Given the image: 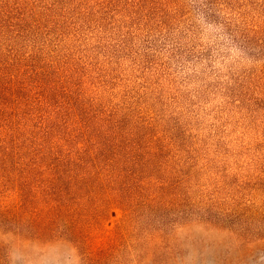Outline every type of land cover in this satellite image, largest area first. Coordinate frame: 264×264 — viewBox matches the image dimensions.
I'll return each mask as SVG.
<instances>
[{"label":"trees","instance_id":"trees-1","mask_svg":"<svg viewBox=\"0 0 264 264\" xmlns=\"http://www.w3.org/2000/svg\"><path fill=\"white\" fill-rule=\"evenodd\" d=\"M191 1L209 22L242 2L0 0V225L64 237L86 264H107L130 221L151 227L158 211L192 203L198 149L177 133V112L169 128L151 106L115 100L122 60H141L132 41L162 33L179 51L173 32Z\"/></svg>","mask_w":264,"mask_h":264},{"label":"rangeland","instance_id":"rangeland-1","mask_svg":"<svg viewBox=\"0 0 264 264\" xmlns=\"http://www.w3.org/2000/svg\"><path fill=\"white\" fill-rule=\"evenodd\" d=\"M191 3L173 32L179 51L162 33L132 41L141 60H122L115 100L151 106L169 128L177 112V133L198 149L192 203L158 211L151 227L130 221L107 264H264V0L217 7L210 22ZM121 215L112 214L111 226ZM160 227L163 236L155 238ZM0 264L86 262L64 237L42 239L0 225Z\"/></svg>","mask_w":264,"mask_h":264}]
</instances>
